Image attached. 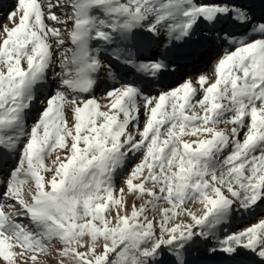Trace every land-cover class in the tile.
I'll use <instances>...</instances> for the list:
<instances>
[{
  "label": "snow or ice",
  "instance_id": "1",
  "mask_svg": "<svg viewBox=\"0 0 264 264\" xmlns=\"http://www.w3.org/2000/svg\"><path fill=\"white\" fill-rule=\"evenodd\" d=\"M53 255L264 264V0H0V264Z\"/></svg>",
  "mask_w": 264,
  "mask_h": 264
},
{
  "label": "rangeland",
  "instance_id": "2",
  "mask_svg": "<svg viewBox=\"0 0 264 264\" xmlns=\"http://www.w3.org/2000/svg\"><path fill=\"white\" fill-rule=\"evenodd\" d=\"M4 2H7V0H4ZM105 78L106 77H102V79H105ZM51 86H53V85L50 81L49 87H51ZM104 88H105V85L101 84L99 90H96L92 93V95H95L98 98V102H100L101 104L106 103V101L102 98V93L104 91ZM47 91H48V88L46 87L43 92H38V96L40 97V99L44 98V96L47 94ZM201 98H202V93L200 95H198L195 99L199 100ZM193 102H195V101H193ZM36 105H37V107L40 106L39 100L36 101ZM102 110H106V109H102ZM196 111H199V108H197ZM186 114L190 115L191 112H186ZM30 115H31V117L34 118L38 115V112L33 110ZM66 115L68 116L69 125H71L72 117H71L70 110L66 111ZM143 119H144L143 116H141V128L143 126ZM29 123H31V119L29 120ZM219 127L220 128H230L231 125L220 124ZM132 131H135V129H132ZM162 131H163V129H162ZM185 139H188V138L185 137ZM57 154H59L61 156V158L64 159L68 153L66 152V150L58 148L55 152H53L52 157L49 160H46L45 163L50 164L51 159H54ZM139 155L140 154H137V157H133L132 163L138 162ZM130 169H131V164H126L125 169L120 172L119 177L115 181V186H116L117 191L114 192V197L118 198V190L120 188L125 187L124 178L127 176ZM45 175H46V178H50L51 173H48ZM134 183H135V181H134ZM149 199H150V197H148V196H145L143 198H137L136 195L129 193V194L125 195V197H124V209H123V211L130 214L133 206H135L137 209H139L141 206L146 205V208H147L146 214L149 216V218L155 217L156 220H159V218H160L159 209L162 207H167V204L164 201H159V202H157V207L154 210L152 204L146 203ZM192 207L195 210L199 207V205L198 204L192 205ZM115 211L116 210L113 209V212H112L113 216L115 215ZM252 222H255V221L249 220L246 216H237L235 218V220L232 222V225H231L229 230H237L238 228L247 226L248 223H252ZM23 223L27 224L29 227H33L27 219L23 220ZM113 223H115V221H113ZM53 244L56 247H62V245H60V243L58 241H54ZM81 250H83V249H81ZM44 260H45V264H57V260H56L54 255L52 257H46V258H44ZM21 264H24V262L21 261Z\"/></svg>",
  "mask_w": 264,
  "mask_h": 264
}]
</instances>
